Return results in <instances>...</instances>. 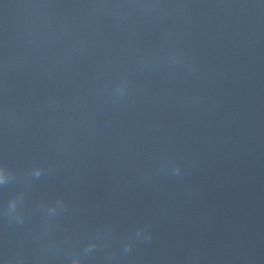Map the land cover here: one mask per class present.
<instances>
[{
	"label": "water",
	"instance_id": "water-1",
	"mask_svg": "<svg viewBox=\"0 0 264 264\" xmlns=\"http://www.w3.org/2000/svg\"><path fill=\"white\" fill-rule=\"evenodd\" d=\"M0 170V264H264V0H0Z\"/></svg>",
	"mask_w": 264,
	"mask_h": 264
},
{
	"label": "clouds",
	"instance_id": "clouds-1",
	"mask_svg": "<svg viewBox=\"0 0 264 264\" xmlns=\"http://www.w3.org/2000/svg\"><path fill=\"white\" fill-rule=\"evenodd\" d=\"M5 178L3 170H0V181H2ZM9 209H11V206H9ZM71 264H78L77 259L74 257L72 259Z\"/></svg>",
	"mask_w": 264,
	"mask_h": 264
}]
</instances>
